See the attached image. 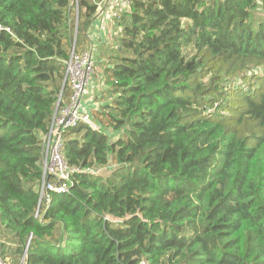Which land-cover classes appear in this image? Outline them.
<instances>
[{
  "label": "trees",
  "instance_id": "obj_1",
  "mask_svg": "<svg viewBox=\"0 0 264 264\" xmlns=\"http://www.w3.org/2000/svg\"><path fill=\"white\" fill-rule=\"evenodd\" d=\"M99 1L0 0V227L14 264H264V0H129L99 130L64 134L77 171L35 218L42 138Z\"/></svg>",
  "mask_w": 264,
  "mask_h": 264
},
{
  "label": "built area",
  "instance_id": "obj_2",
  "mask_svg": "<svg viewBox=\"0 0 264 264\" xmlns=\"http://www.w3.org/2000/svg\"><path fill=\"white\" fill-rule=\"evenodd\" d=\"M129 2V0H100L97 3L98 12L101 16L116 22L119 19L121 10L127 8ZM92 68L91 48L75 50L73 45L69 59L65 62L63 76V86L68 88V97L63 95L62 89L58 95L49 129L42 138V175L39 188V204L34 215L35 218H39L41 207L49 204L50 192L58 194L68 192L71 176L77 171L76 168L68 166L64 159V134L79 124L88 125L96 131L99 130L94 124L89 111L83 108V95ZM0 264L7 263L0 258Z\"/></svg>",
  "mask_w": 264,
  "mask_h": 264
},
{
  "label": "crops",
  "instance_id": "obj_3",
  "mask_svg": "<svg viewBox=\"0 0 264 264\" xmlns=\"http://www.w3.org/2000/svg\"><path fill=\"white\" fill-rule=\"evenodd\" d=\"M119 35V27L115 21H111L108 18L101 16L98 12L96 19L91 23L86 31V39L82 45L83 48H91L92 58H99L103 52L108 51L110 48H117V38ZM105 48H108L104 51ZM101 80V79H100ZM98 81V80H97ZM95 79L93 80V83ZM96 84V83H95ZM102 85V81L99 84ZM99 103H90L88 100L83 101V108L90 112L91 109L98 106ZM0 235L7 239L0 240V258L5 260L7 264H14V258L18 255L16 251V245L11 241L10 234L0 227ZM11 245L6 248L4 245Z\"/></svg>",
  "mask_w": 264,
  "mask_h": 264
},
{
  "label": "rangeland",
  "instance_id": "obj_4",
  "mask_svg": "<svg viewBox=\"0 0 264 264\" xmlns=\"http://www.w3.org/2000/svg\"><path fill=\"white\" fill-rule=\"evenodd\" d=\"M85 40V39H84ZM84 41H82L83 45ZM83 48V47H82ZM108 49L105 48L104 51ZM116 51L112 48H110L108 51L103 52L102 55L99 58H94L93 56V68L92 73L88 82V85L85 88L84 95H83V101L88 100L90 103H97L100 102V98L102 97V89L103 86H99L101 83V76L103 69L108 65L109 57L115 56ZM95 79V82L93 83V80ZM98 80V81H97ZM96 83V84H95ZM92 110H97V107L90 110V116L93 117L94 113ZM93 113V115L91 114ZM93 120V119H92ZM94 122V121H93ZM95 123V122H94ZM104 135L109 140H115L116 134L111 131V129L106 128L102 129ZM7 239L6 237H3L0 235V240Z\"/></svg>",
  "mask_w": 264,
  "mask_h": 264
},
{
  "label": "water",
  "instance_id": "obj_5",
  "mask_svg": "<svg viewBox=\"0 0 264 264\" xmlns=\"http://www.w3.org/2000/svg\"><path fill=\"white\" fill-rule=\"evenodd\" d=\"M74 43H75V41H74ZM26 251H27V248H25V252H24V254H26Z\"/></svg>",
  "mask_w": 264,
  "mask_h": 264
}]
</instances>
